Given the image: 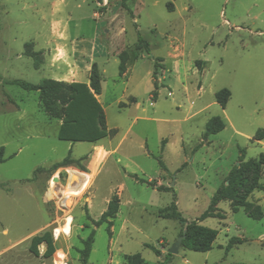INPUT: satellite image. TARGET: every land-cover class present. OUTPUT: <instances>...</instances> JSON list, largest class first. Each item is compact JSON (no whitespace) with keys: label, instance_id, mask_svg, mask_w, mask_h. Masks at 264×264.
I'll list each match as a JSON object with an SVG mask.
<instances>
[{"label":"rangeland","instance_id":"obj_1","mask_svg":"<svg viewBox=\"0 0 264 264\" xmlns=\"http://www.w3.org/2000/svg\"><path fill=\"white\" fill-rule=\"evenodd\" d=\"M30 51L39 53L37 67ZM121 52L128 60L119 76ZM93 63L98 101L116 130L96 143L59 140V122L44 113L38 92L9 84L87 83ZM221 89L230 92L224 109L215 100ZM212 117L224 129L205 138ZM258 130L264 0H0V264H125L132 255L160 264L183 230L159 215L172 201L184 219L217 236L208 252L180 246L167 264H264V216L253 220L221 201L224 219L199 221L240 151L245 161L264 154V138L253 140ZM67 156L69 164L57 167ZM55 178L63 192L55 193ZM113 196L119 209L112 226L96 227ZM247 201L264 214L263 191ZM45 231L55 245L50 258L42 256L44 245L39 256L29 249ZM231 238L243 243L226 251Z\"/></svg>","mask_w":264,"mask_h":264},{"label":"trees","instance_id":"obj_2","mask_svg":"<svg viewBox=\"0 0 264 264\" xmlns=\"http://www.w3.org/2000/svg\"><path fill=\"white\" fill-rule=\"evenodd\" d=\"M137 42H142V38L137 34ZM144 44L146 51L147 44ZM26 56L33 59L35 66L40 63L38 60L39 53L30 51ZM118 75L122 76L125 71V64L128 60L126 52H121L118 56ZM38 61V62H37ZM157 65L154 64V68ZM155 72H153V75ZM9 84L16 85L27 92H38V101L45 114L50 118L60 121L57 137L59 140L71 143L87 142L96 143L104 138L112 137L116 134V130L108 129L103 108L98 101L101 93V75L96 63L90 66L88 74V82H59L52 79H45L38 84H31L21 80L9 81ZM157 85L154 84L152 99L156 95ZM230 98V92L227 89H221L215 93L216 103L225 108ZM155 100V99H154ZM135 101L132 99L131 101ZM121 105V104H120ZM119 105V106H120ZM123 105V104H122ZM224 129L223 121L218 117H212L205 123L204 137L216 134ZM264 138V130H258L253 140L262 141ZM241 156L238 164L234 166L228 173L225 184L222 185L211 197L207 209L200 215L199 221L206 218L224 219L223 214L218 212L217 205L221 201H228L232 212H236L238 208H242L245 215L253 220H261L264 216L259 205L247 201L254 191H263L264 184L260 183L261 173L264 170V154H259L254 159L244 160V151L241 150ZM4 148L0 147V164L4 162ZM160 168L165 170L162 161H158ZM69 164L68 156L65 157L57 167L67 166ZM251 175L252 181L248 183L247 176ZM151 183L148 182V185ZM158 191H168V188L156 187ZM119 209V199L113 196L107 204L106 211L101 215L100 219L94 223L96 227L108 221V226H112ZM161 218L174 219L182 227L181 234L184 232V239L181 247L193 252L205 253L212 249V245L216 239L217 231L204 227L196 221L188 222L178 212L174 201L160 210ZM93 232L83 241V249L80 251L81 261L85 263L90 250ZM243 243L239 238H231L226 246L228 251L233 245ZM45 246L42 254L44 258H50L55 252V245L50 231H45L41 235L31 238L30 251L39 256L38 247ZM154 253H158L153 247L145 245ZM170 254L164 257L160 264H167ZM125 264H146L139 255L126 257Z\"/></svg>","mask_w":264,"mask_h":264},{"label":"water","instance_id":"obj_3","mask_svg":"<svg viewBox=\"0 0 264 264\" xmlns=\"http://www.w3.org/2000/svg\"><path fill=\"white\" fill-rule=\"evenodd\" d=\"M184 239V232L177 238L173 245L167 250L168 254H176L178 248L181 246L182 240Z\"/></svg>","mask_w":264,"mask_h":264},{"label":"bare ground","instance_id":"obj_4","mask_svg":"<svg viewBox=\"0 0 264 264\" xmlns=\"http://www.w3.org/2000/svg\"><path fill=\"white\" fill-rule=\"evenodd\" d=\"M56 179H57V178H55V179L53 180V184H54V186H55V193L58 192L59 189L63 192L62 188H60V187L58 188V182L56 181ZM54 196H56V195H54ZM63 196H64L65 199H68V198L70 197L68 194H65V193H63ZM60 261H61V260H60Z\"/></svg>","mask_w":264,"mask_h":264},{"label":"crops","instance_id":"obj_5","mask_svg":"<svg viewBox=\"0 0 264 264\" xmlns=\"http://www.w3.org/2000/svg\"><path fill=\"white\" fill-rule=\"evenodd\" d=\"M59 122V125H60V121H58ZM260 142V141H259ZM45 250V249H44Z\"/></svg>","mask_w":264,"mask_h":264}]
</instances>
